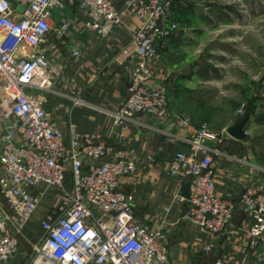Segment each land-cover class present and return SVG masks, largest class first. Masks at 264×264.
I'll use <instances>...</instances> for the list:
<instances>
[{"label":"built area","instance_id":"1","mask_svg":"<svg viewBox=\"0 0 264 264\" xmlns=\"http://www.w3.org/2000/svg\"><path fill=\"white\" fill-rule=\"evenodd\" d=\"M177 1L124 0L118 8L113 0H0V96L11 105L0 152V264L19 252L20 235L46 195L41 186L60 190L68 202L58 216L42 219L43 236L29 264L169 262L166 222L152 227L139 221L134 194L120 183L136 173L138 158L121 155L98 133H79L73 123L63 129L46 108L53 78L47 57L36 49L45 43L55 11L67 4H76L87 16L86 27L101 37L122 23L127 10L141 19L140 28L113 57L119 66L136 59L117 121L121 125L144 114L181 128L178 137L186 148L176 152L169 170L189 178L190 199L179 196L188 201L185 218L211 237L232 223L235 203L216 192L214 156L222 153L225 139L238 138L206 121L194 125L185 111L171 109L165 85L148 86L151 61L161 58L159 43L179 26ZM69 27L66 22L60 31ZM240 201L254 218L251 244L264 246V181L248 185Z\"/></svg>","mask_w":264,"mask_h":264},{"label":"crops","instance_id":"2","mask_svg":"<svg viewBox=\"0 0 264 264\" xmlns=\"http://www.w3.org/2000/svg\"><path fill=\"white\" fill-rule=\"evenodd\" d=\"M113 1L118 8L124 7V0ZM175 7L178 15L179 4ZM86 20V14L76 4L56 10L45 43L36 49L47 57L52 73L46 108L53 119L63 129L73 123L79 133H98L121 155L138 158L136 173L122 177L120 183L134 194V211L139 221L152 227L166 222L168 264H264V246L251 244L249 231L254 218L240 201L248 185L264 181V163L249 151L238 154L237 145L220 146L222 153L214 156L216 192L235 203V215L220 236L211 237L201 231L185 218L188 201L179 197L189 178L172 175L169 170L176 152L186 148L178 137L181 128L144 114L121 125L117 121V112L128 96L136 59L119 66L113 63V57L140 28L141 19L127 10L122 23L107 37L87 28ZM66 22L70 27L61 32ZM178 43L172 36L159 43L161 59L151 61L150 88L167 85L177 68ZM72 185L69 176L67 188L71 190ZM40 188L46 190V195L20 235V250L2 264H29L34 246L41 241L39 235H43L42 219L61 213L63 193L56 188ZM207 246L211 249L207 250Z\"/></svg>","mask_w":264,"mask_h":264},{"label":"rangeland","instance_id":"3","mask_svg":"<svg viewBox=\"0 0 264 264\" xmlns=\"http://www.w3.org/2000/svg\"><path fill=\"white\" fill-rule=\"evenodd\" d=\"M177 3L179 26L170 36L179 40L178 64L166 85L172 109L185 111L194 125L207 121L218 132L246 120L243 137L220 146L237 145L238 154L249 151L264 163V0ZM10 120L11 105L0 96V152Z\"/></svg>","mask_w":264,"mask_h":264},{"label":"water","instance_id":"4","mask_svg":"<svg viewBox=\"0 0 264 264\" xmlns=\"http://www.w3.org/2000/svg\"><path fill=\"white\" fill-rule=\"evenodd\" d=\"M245 124H246V120L243 121L242 123L238 124L235 128H233L232 130H230V132L232 133V135L236 138H241L243 137L244 135V127H245ZM182 196L185 198V199H190V183L187 182L185 185H184V189H183V192H182Z\"/></svg>","mask_w":264,"mask_h":264},{"label":"trees","instance_id":"5","mask_svg":"<svg viewBox=\"0 0 264 264\" xmlns=\"http://www.w3.org/2000/svg\"><path fill=\"white\" fill-rule=\"evenodd\" d=\"M207 122V121H206ZM209 123V122H208Z\"/></svg>","mask_w":264,"mask_h":264}]
</instances>
